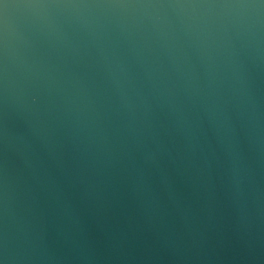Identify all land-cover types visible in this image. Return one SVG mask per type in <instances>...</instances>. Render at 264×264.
<instances>
[{
	"label": "water",
	"instance_id": "water-1",
	"mask_svg": "<svg viewBox=\"0 0 264 264\" xmlns=\"http://www.w3.org/2000/svg\"><path fill=\"white\" fill-rule=\"evenodd\" d=\"M0 264H264V0H0Z\"/></svg>",
	"mask_w": 264,
	"mask_h": 264
}]
</instances>
